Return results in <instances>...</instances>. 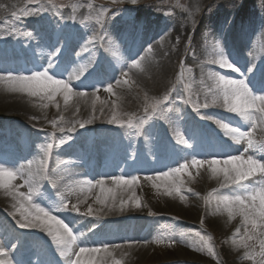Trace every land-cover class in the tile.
Instances as JSON below:
<instances>
[{
	"label": "bare ground",
	"instance_id": "obj_1",
	"mask_svg": "<svg viewBox=\"0 0 264 264\" xmlns=\"http://www.w3.org/2000/svg\"><path fill=\"white\" fill-rule=\"evenodd\" d=\"M17 8L18 0H0V57L14 54L15 49L21 48L20 45H22V48H39V51H41L53 44V41L49 39V37L53 38L52 31L48 27L49 25L52 26L49 19L39 12L26 16L24 15L25 12H18ZM27 12L31 13L33 11L28 10ZM262 12L260 11V14ZM39 15H42L43 18L38 17ZM81 15L80 11L66 13L68 18H77L78 21H81ZM11 17H14L15 20ZM144 17L145 12L141 15L143 21ZM253 17L251 16L250 20H248L249 17L243 19L240 27L241 36L236 41L230 42V46L236 47L233 49L240 54L237 62L241 66L240 72L242 73L246 72L245 65L260 66V59L264 58L263 51L260 48L262 40L257 39V44L253 40L252 35L255 27L250 23ZM175 18L176 16L172 19L171 29H176L179 26V23H175ZM221 19L222 16L218 15L203 22V27L212 33H209L210 39L208 38L206 44L203 45L199 41L198 44H200L202 52L210 50L212 53L213 49L218 46L213 36L216 27L218 30L223 31ZM146 20L147 23H144V28L148 31V34L153 33L152 30L158 31L164 28L163 23L160 22L161 18H158L154 23V19L150 15ZM129 31L115 26L112 29L114 42L117 44L112 45V53L106 57L103 70L106 75L105 83L113 85L115 95L107 92L106 87L104 90L106 103L99 106L97 111L99 112L103 108V114L105 115L106 111L112 110L111 116L114 111L123 116L131 117L132 114L137 113L139 119L143 117L145 120L140 132L137 133L133 128L107 124L100 120H95L99 123V126L92 120L90 124H86L85 127L81 128L76 121L84 122L91 119L95 98L77 82L75 77L78 76V71L70 66L62 76L64 79H68V76L72 75L73 79L69 82L73 91L86 92L87 98L73 96L67 105L64 104L62 93L56 95L54 100H41L39 97L29 96L27 93L11 92L6 85L0 84V122H3L2 118H4V120H9L8 124L10 125L7 135L3 133L5 138L11 139L9 136L13 134L16 137L18 134L14 131L19 128L27 138L34 141L32 148L30 146L27 150L19 151V149L9 146L0 138V166L13 171L19 170L22 166L25 169L30 167L34 171L38 169L42 171L41 168L44 163L43 147L48 143L53 144L51 150L52 166L45 173L46 179L40 182V194L33 197L32 203L47 208L53 215L64 220L73 229L74 234L78 237L74 251L78 252L80 247L103 248V245L107 244L112 255L104 257L103 264H115L117 260L121 261V264H149L151 252L154 251L155 247L151 242L148 243V240L142 241L141 238L153 234L151 232H153L154 221L160 219L163 222L169 221L174 225V230L169 232L166 237L175 236L178 242L185 245L182 247L174 244V249L170 250L172 255H169L167 260H173L174 264H210L207 258L202 255V251L199 248L198 250L194 248V244L196 245L198 240L195 233L199 232L200 235L202 233L201 236L207 238L209 234L216 235L219 230L230 223L233 218H230L222 201L224 196H232L234 192L228 188L221 189L222 178L214 177L207 165H192L191 161L193 159L199 160L193 152H200V156L204 160L211 159L208 153L200 148L199 140L203 133L201 129L209 134L217 132L220 137L228 139L231 152L239 151L247 146L246 141L236 143L230 137L223 135V130L216 121L226 123V116L230 117L229 121H238L239 125L245 129L244 131H251V129L247 123L242 121V118L236 114L228 113L219 106L210 104L208 108H200L199 112L188 108L185 101L179 99L182 96L175 87L176 76H174L171 65L174 58L165 54V45L169 41L168 34H163L155 43L147 47L145 44L143 45V41L137 42L136 46L131 43L128 40ZM225 32L231 33L232 30ZM26 33H31V35L28 36ZM262 34L264 36V28ZM71 37L73 50L85 54L90 52L89 48L82 44L81 39L78 40L80 37L77 34ZM124 43L129 50L136 48L135 53H132L133 56L131 52H124ZM149 47H151V52L148 51ZM16 52L18 53V51ZM45 55L46 52L41 54V56ZM131 57L133 58L131 59ZM141 57L145 59L141 61V68H137V74L133 76L134 72L127 69L129 65H132L133 59L139 60ZM210 58H205V63L212 66L213 69L203 70L208 73V78L210 72L217 74L224 72L230 75L229 78H232L233 72L230 69L221 68L218 64L208 63ZM200 59L204 60L201 55ZM116 63L123 64L121 69L123 74H128L126 76L129 80L128 84H124V80L121 81L120 85L112 82L113 76H115ZM160 67L161 71H153L154 68ZM28 74L30 73L28 72ZM260 77H264V67L259 75L250 78V81L256 84ZM97 78L102 77L98 75ZM209 80L211 86L214 87L215 80L210 78ZM138 86L143 89L147 88L151 95L160 97L170 94L171 98L167 101V110L164 108L166 111L156 114H152L151 110L148 114L145 112L138 113L135 104L136 97L133 93L134 89L139 88ZM254 91L256 90L254 89ZM260 94L264 93L260 92ZM114 101L115 104H113ZM44 104H47V107H43ZM57 104H59V108H57ZM61 116L63 120L60 119ZM207 117H212V119H207ZM54 120L56 121L55 125L52 123ZM73 126L75 130L69 132V129ZM60 128H64L65 131L61 132ZM198 131L201 135L199 139L194 137V149L178 143L181 138L187 140L186 137ZM53 133L55 137H53ZM84 134H90V136L97 139V144H100L103 149L113 148L114 155L110 161L101 164L100 159L97 158L85 160L86 166L98 164L104 170L102 174L99 173V176H95L90 172L86 176L82 171L80 161L75 156L86 145L83 138ZM69 135L70 139L65 144L60 145L59 140ZM253 140L264 143V122L257 121V128L253 131ZM181 149L182 151H180ZM153 150H157V153L154 154ZM2 151L6 152L7 155ZM132 152L136 155L134 159L136 171L130 169L123 161L126 154ZM221 152L227 154L223 143H221ZM240 155L245 159L248 155H254L257 159H264V153L256 154L252 150ZM23 156L26 157L23 159ZM171 160H175L176 167H180L186 161L190 166L184 172L185 174H181L183 181L181 192H173L172 195H168V187L165 182L158 181L161 187L156 188L146 177L155 176L158 172L168 171L169 168L165 166L172 162ZM117 168H121L122 171L116 172L118 171ZM154 168L157 170L153 171ZM120 175L126 177L139 176L140 182L134 186V189L128 191L117 188L115 201L113 202V194L101 193L97 181L104 180L106 188L115 187L111 177ZM197 179L210 187V190L215 189L217 191H213L208 198L207 193L205 195L198 191L201 190L199 188L201 186L197 185ZM256 179L260 180L262 178L258 175ZM84 181H91L92 185H96L92 187L91 192L86 190L87 185L84 184ZM12 184L20 192H27L28 190V186L24 184V180L19 175ZM70 188L71 191H69ZM133 191L135 195H133ZM48 193L59 194V198L63 195L66 198L69 210L54 211L53 208L59 200L53 204L50 203ZM181 195L184 199H188V204L184 202V199H181ZM97 196L105 199V203L101 204L96 199ZM85 197H87L86 201L79 203V201L85 200ZM214 198H217V200H213ZM137 199L140 201V207H136L135 201ZM121 201L127 202L122 211L120 210ZM72 205H78L80 211H72ZM110 205L111 210H109ZM89 206L92 207L93 214H87ZM19 207L20 202L9 195V189L0 188V210L3 212L0 213V245L7 246L8 251L14 256V261H11L12 264H26L25 261L17 257V246L21 243L24 244L26 258H32L35 250H41L42 247L38 248V246L43 244L47 247L44 253L46 263L70 264L67 257L60 255V250L46 231L40 228H21L19 226L17 221L23 219L22 213L17 210ZM101 209L99 215H96L97 211ZM200 219L202 220L200 221ZM242 224L243 220L241 219L239 226ZM236 230L234 229L233 235H230V241L235 236ZM178 234H181V236L178 237ZM116 245L120 247L117 248ZM101 256H103V253L98 254L96 259L99 260ZM2 259L11 260L7 256L2 257ZM74 259L75 256H72V260ZM157 262L153 261L151 264Z\"/></svg>",
	"mask_w": 264,
	"mask_h": 264
},
{
	"label": "snow or ice",
	"instance_id": "obj_2",
	"mask_svg": "<svg viewBox=\"0 0 264 264\" xmlns=\"http://www.w3.org/2000/svg\"><path fill=\"white\" fill-rule=\"evenodd\" d=\"M131 3L135 4L136 0H131ZM38 11L34 10L31 13L25 11L24 15L37 14ZM26 35L30 36L31 33H26ZM148 51L151 52V47H149ZM210 56L212 57L208 61L210 64H218L221 68L230 69L237 73L241 71L240 67L235 62L230 61L224 54L223 49L219 46L213 49ZM144 59V57H141L139 60L133 59L132 67L141 68V61ZM47 63L48 67L41 66L42 70H26L30 72L28 75H17L14 74L13 70L0 69V84L6 85L11 92L27 93L29 96L39 97L41 100L47 99L51 101L55 99L56 95L62 93L65 105L68 104L73 96L87 98L86 92L73 91L71 83L69 82L73 79L72 75H69L68 79H57L56 76L50 75L49 73L56 68L57 74L62 75L63 71L60 70V66L54 65L52 60H49ZM125 66H127L126 63ZM248 71L252 72L253 70L249 68ZM80 75H83V72ZM124 75L127 76L128 74L124 73ZM209 78L214 79L216 82L214 89H208L212 97L210 104L212 106H219L228 113L236 114L251 129V131H242L240 127H231L230 124L221 123V121L217 120L216 123L223 130V135L230 137L236 143L246 141L247 148H245V152L252 150L256 154L264 153V143L253 140V131L257 128V121L264 122V94H256V91L264 93V77L259 79L256 84H253L249 78L233 79L214 72L209 73ZM75 79H80V76H76ZM121 83L120 80L116 81L117 85ZM123 83L128 84L129 81L125 79ZM81 87H87V85L81 84ZM106 91L115 95L112 84H108ZM169 95L166 94L162 101L151 100L145 105V113L148 114L149 109H151L152 114L165 111L161 105L169 100ZM145 99L147 100L148 97L146 96ZM113 104H115V101ZM210 104L206 99L205 103L196 106V111L199 112L200 108H208ZM43 107H47V104H44ZM57 108H59V104H57ZM100 111L103 112V108ZM93 112H95V101L93 102ZM60 119L63 120V117L61 116ZM207 119H212V117H207ZM91 122L92 119L84 122L76 121L81 128ZM107 122L119 127L133 128L139 133L145 120L143 117L140 118L139 123L134 122L133 117L124 120L118 112L114 111L111 119ZM52 123L55 125L56 121L54 120ZM74 130L75 127L73 126V128L69 129V132ZM60 131L64 132L65 130L64 128H60ZM192 135L195 137L196 133L193 132ZM53 137H55L54 133ZM68 139H70V135L60 139L59 144H65ZM178 143L192 147L183 138ZM52 148V143H48L43 147L45 157L50 154ZM220 154L212 153V155ZM191 164L197 166L207 165L214 177L222 178V182L220 183L221 189L228 188L233 190L234 194L232 196L223 197V205L227 209L230 217L235 218L237 215L242 217L245 228V238L241 240L243 247L253 248L247 241L258 239L260 245L259 255L264 257V159H257L254 155H248L246 159L242 155H227L226 159H193ZM189 166V163L186 161L180 167L169 168L168 171L158 172L155 176H148L146 179L151 181L156 188L161 187L158 181L165 182L168 187V195H172L173 192L180 193L181 184L183 183L181 174L187 171ZM18 175L24 180V184L28 186L27 192H20L13 186L12 182L17 179ZM258 175L262 179L257 180ZM44 179H46V175L39 169L34 171L30 167L25 169L22 166L19 170L13 171L0 166V188L9 189V195H12L20 202V207L17 210L22 213L23 219L17 221L19 226L21 228H40L46 231L60 250V255L67 257L70 264H103L104 257L112 255L109 252V245L104 244L103 248L80 247L78 252L74 251L78 237L74 234L73 229L64 220L53 215L47 208L32 203L33 197L40 194V182ZM111 179L115 187L106 188L104 180L97 181V185L101 193L108 192L113 194V202L115 201V191L117 188L128 191L129 189H134V186L140 182V177L136 175L130 177L124 175L112 176ZM84 184L87 185L86 190L88 192H91L92 187L96 186L92 185L91 181H84ZM71 190L70 188L69 191ZM213 191L217 190L214 189ZM133 195H135L134 191ZM86 199L87 197H85V200L79 201V203H84ZM96 199L101 204L105 203V199H101L100 196H97ZM181 199H184L182 195ZM126 203V201H121V211ZM135 204L136 207H140V201L138 199L135 201ZM53 210H69L68 203L63 195H61ZM71 210L79 212L80 208L78 205H72ZM109 210H111V205L109 206ZM99 211H102V209L98 210L96 215H99ZM87 214H93L91 206L88 207ZM236 231L239 233L240 229L238 228ZM195 235L200 237L202 245L207 247L210 254H213L212 248L207 245L204 237L199 232H196ZM157 242L161 243L163 241L158 240ZM175 242L174 239L170 238V243ZM115 247L118 248L120 246L116 245ZM100 253H103V256L97 260L96 256ZM246 255L249 259L254 258L253 252L251 251ZM4 256H6L5 249L0 245V264H12L11 260L6 261L2 259ZM72 256H75L74 260H72ZM115 264H121V261L117 260ZM262 264H264V261H262Z\"/></svg>",
	"mask_w": 264,
	"mask_h": 264
},
{
	"label": "rangeland",
	"instance_id": "obj_3",
	"mask_svg": "<svg viewBox=\"0 0 264 264\" xmlns=\"http://www.w3.org/2000/svg\"><path fill=\"white\" fill-rule=\"evenodd\" d=\"M18 4L19 8L17 11L19 12H24L25 10H39L38 12L43 16H48L56 21H60L61 16L66 17L67 12L72 11L75 13L80 11L82 13L81 21L74 18L71 21L72 26L75 30H78L80 27V33L82 34H79L84 44L89 46V43L92 45L94 42L92 47L97 48L96 51L91 49V52L85 55H77V53L70 51V54H72V58H70L71 62L75 65L77 62H80L84 70L86 66H93L96 57H100L101 53L107 56L112 53V45L117 44L114 42L112 34L114 26L130 30L131 33L133 28H135L136 25L139 26L141 23V15L143 12H145L147 16L151 15L152 19L161 18L160 22L163 23L162 26L164 28L157 32L155 31L150 37L145 38L144 44L145 46H151L160 36L168 34L169 41L165 45V49H167V55H171L174 58L171 65L174 76H176L175 87L179 90L180 96L191 99L194 106L205 103L206 99L210 104L212 97L208 89L215 88V86H211L207 76L208 73L203 71L204 69L206 71L210 69L208 66L203 65V62L206 61L205 58H210L211 51L206 50L202 52L201 46L198 44L199 41H201L203 45L206 44L210 39L209 33H212L203 27L204 21L210 19V17L222 16L221 23H223V27H234L233 33L229 35L231 39L233 38L236 41L241 36L240 27L243 19L249 17L248 20H250V17L254 16L253 20L250 21L255 27L252 35L253 40L256 44L258 42L257 39L262 40L260 48L264 52V36L262 34V29L264 28V0H136L135 4L131 3V0H18ZM260 11H263L262 14H260ZM42 15L38 17L43 18ZM174 16H176L174 19L176 21L175 23H179V26H177L176 29H171L170 25L171 22H173L172 19ZM49 21L50 24H52L50 19ZM48 27H50V25ZM222 33L223 32H220L216 27L213 39L217 41L216 45L218 46H220L219 39L223 36ZM100 40H102L103 46L99 44ZM126 49V44L124 43V52ZM27 52L32 54V50ZM200 55L204 60L200 59ZM120 65L121 63H118L115 67L118 69ZM127 70L133 71L134 75L137 74V68L132 67V65H129ZM157 70L161 71V67L153 69L154 72ZM89 91L93 92L92 94L95 98V112H93L92 108L93 115H91V119L94 122H96L95 120H100L108 124L107 121L111 119L109 116H111L112 110L106 111L105 115L103 112L97 111L99 106L105 105L106 103L102 86H97L96 92L94 88L89 89ZM133 93L136 97L135 104L138 113L145 112V105L151 100L161 101L164 97L151 95V92L149 93L147 88L143 89L140 87L134 89ZM146 96L148 97L147 100L145 99ZM97 97H99V99H97ZM180 100H182V98H180ZM164 105L165 102L161 107L165 108ZM193 105L191 104L190 106L193 107ZM106 110H108V108H106ZM136 114H132V117L134 118V122L139 123L140 119ZM120 116L124 120L131 117L123 116L122 114H120ZM2 121L3 122H0V137L3 136L1 134L2 127L5 123L8 124V121L4 120V118H2ZM225 122L227 121L225 120ZM44 169L45 168H43V171ZM197 185L201 186L199 187L201 190H196L205 195L207 193L208 198L212 195L211 193H213V190H210V187L204 185L200 180H198ZM187 200L184 199V202L187 203ZM213 200H217V198ZM241 219V216L240 219L238 216H235V218L219 230V233L216 235L209 234L207 238L202 236L204 240L207 241V245L212 248L213 254H210L207 247L202 245L200 237H198L196 245L194 244V248L197 250L199 248L203 253L202 255L207 258L210 264H262L264 257L259 255V240L247 241L253 248H245L241 243V240L245 238L244 225L242 224L239 226ZM201 220L202 219H200V221ZM238 228L240 232H236L235 236L230 241L229 237L233 235V230ZM172 229L173 227L169 221L163 222L160 219H158L157 222L156 220L154 221L153 231L155 233L151 235L152 238L149 237V240L152 239L154 244L157 245H154L155 249L151 252V258L149 259L150 263L153 261L159 262V260L172 255L170 250L174 243H170L169 237H167V239L165 238V233L173 231ZM180 236L181 234H178V237ZM171 239H174L176 243L182 247L185 246L177 241V237L173 236ZM158 240L163 242L158 243ZM159 250H164V252L158 253ZM250 251L253 252V259L247 258L246 254Z\"/></svg>",
	"mask_w": 264,
	"mask_h": 264
}]
</instances>
